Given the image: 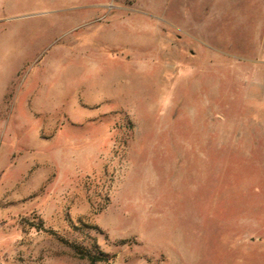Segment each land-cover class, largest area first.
Masks as SVG:
<instances>
[{"label":"rangeland","instance_id":"rangeland-1","mask_svg":"<svg viewBox=\"0 0 264 264\" xmlns=\"http://www.w3.org/2000/svg\"><path fill=\"white\" fill-rule=\"evenodd\" d=\"M264 264V0H0V264Z\"/></svg>","mask_w":264,"mask_h":264},{"label":"trees","instance_id":"trees-1","mask_svg":"<svg viewBox=\"0 0 264 264\" xmlns=\"http://www.w3.org/2000/svg\"><path fill=\"white\" fill-rule=\"evenodd\" d=\"M82 258L83 259H88L90 262H91V264H95L97 261H99L100 260V258H98V257H96V256H94V255H92L91 253H86V252H82Z\"/></svg>","mask_w":264,"mask_h":264}]
</instances>
